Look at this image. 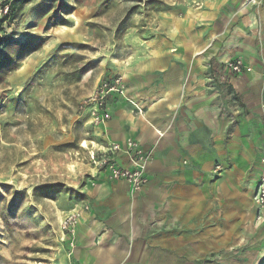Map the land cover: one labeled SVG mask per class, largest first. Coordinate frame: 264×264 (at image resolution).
<instances>
[{
    "label": "rangeland",
    "instance_id": "obj_1",
    "mask_svg": "<svg viewBox=\"0 0 264 264\" xmlns=\"http://www.w3.org/2000/svg\"><path fill=\"white\" fill-rule=\"evenodd\" d=\"M11 1L0 0V40L4 43L0 264H67L75 238L73 246L67 239L61 241L63 217L85 209L84 203L91 201V192L103 180L120 181L109 171L112 164L119 167L118 154L126 155L127 167L132 166L133 154L113 152L115 143L107 145L97 131L107 121L105 114L110 116L112 100L123 98L134 107L135 115L144 114L145 109L135 102L138 93L131 87L146 83L144 75L157 58L173 63L171 68L182 67L178 54L183 45L177 38H202L203 26L195 21L210 4L209 0H34L18 6L12 18L8 6H2ZM204 55V43H196V59ZM234 61L226 65L231 71ZM208 62L205 65L211 71L206 75L197 71L195 78L204 80L205 87H220L214 75L218 67L210 68ZM189 78H184L185 84ZM118 79L124 93L105 99L97 124L94 109L84 104L101 84ZM129 142L143 149L137 141ZM228 168L216 162L213 182ZM127 186L132 194L139 193ZM255 194L253 189L256 213L245 222L246 212L239 218L231 213V201L226 207L216 198L221 221L212 219L211 236L195 237L198 248L190 262L264 264V207L255 204Z\"/></svg>",
    "mask_w": 264,
    "mask_h": 264
},
{
    "label": "crops",
    "instance_id": "obj_2",
    "mask_svg": "<svg viewBox=\"0 0 264 264\" xmlns=\"http://www.w3.org/2000/svg\"><path fill=\"white\" fill-rule=\"evenodd\" d=\"M207 3L195 21L202 38H177L185 69L157 58L143 74L146 83L131 87L144 114L135 115L123 98L112 100L111 119L97 131L107 145L134 140L152 151L148 184L138 194L125 181L103 180L93 189L67 264H195V237L211 236L212 219L220 216L216 198L225 206L231 201L232 214L246 212L244 222L253 219L264 141V0ZM196 43H204V59H196ZM237 59L250 70L235 74L226 67ZM205 62L218 67L220 87L195 78L211 71ZM216 162L229 168L213 182ZM116 163L127 167L130 159L118 154Z\"/></svg>",
    "mask_w": 264,
    "mask_h": 264
},
{
    "label": "built area",
    "instance_id": "obj_3",
    "mask_svg": "<svg viewBox=\"0 0 264 264\" xmlns=\"http://www.w3.org/2000/svg\"><path fill=\"white\" fill-rule=\"evenodd\" d=\"M259 0H247V5H257ZM231 69L234 73L239 74L243 71H249V68H246L243 61L241 59L235 60L231 64ZM119 79L114 81L113 83H103L99 87L97 93L87 99L84 106L90 105L94 109L93 116L97 117L95 122L98 124L101 122V118L97 116L100 108L103 106L104 101L109 96H114L118 94H123V87L120 86ZM110 116L106 113L105 118L109 120ZM113 152H121L124 151L128 155L133 154L132 166L131 167H117L116 165H110L109 171L111 177L114 180L125 181L131 187L134 192H141L144 187L148 184V167L152 161L151 153L146 152L144 149L138 147L137 144L133 142L126 143L125 146H121L119 144H115L111 149ZM135 158V159H134ZM261 172L260 178L258 181L256 194L254 197V202L258 207H264V145L262 148V157H261ZM104 164L106 162L104 161ZM80 219V211L73 210L66 214L61 223H60V231H61V241L64 242L69 240L70 246H73L74 238L77 233V225ZM72 252L68 254L70 258Z\"/></svg>",
    "mask_w": 264,
    "mask_h": 264
},
{
    "label": "trees",
    "instance_id": "obj_4",
    "mask_svg": "<svg viewBox=\"0 0 264 264\" xmlns=\"http://www.w3.org/2000/svg\"><path fill=\"white\" fill-rule=\"evenodd\" d=\"M32 1L34 0H12L11 2H4L2 4V6L4 8H6V6H8V9H9V14H10V17L12 16V18L14 17L13 14H14V11L15 9L19 6V7H23L24 5L28 4V3H31ZM3 20H6L3 19ZM3 42L0 40V70L1 68H3V58H2V46H3Z\"/></svg>",
    "mask_w": 264,
    "mask_h": 264
}]
</instances>
